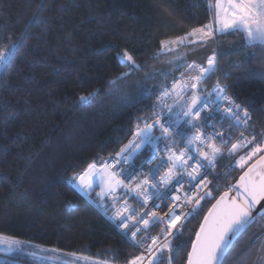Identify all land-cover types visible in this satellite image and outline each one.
Masks as SVG:
<instances>
[{"label":"trees","instance_id":"16d2710c","mask_svg":"<svg viewBox=\"0 0 264 264\" xmlns=\"http://www.w3.org/2000/svg\"><path fill=\"white\" fill-rule=\"evenodd\" d=\"M41 4L42 9L37 7ZM34 12L42 21L37 25L29 20ZM211 16L209 0H0V49L18 37L23 40L15 59L0 65V235L54 248L58 257L74 253L90 262L124 264L139 254L131 241H121L98 202L80 193L71 178L89 163L114 156L140 119L151 115L160 91L179 79L168 73L181 68L170 66L175 51L157 55L161 42L186 35ZM25 24L31 31L24 30ZM233 44L225 34L212 39L208 55L215 49L224 71L208 74L201 86L210 91L219 80L231 84L242 100L250 98L248 127L264 133V79H236L248 65L240 71L229 67L239 64L241 45H246ZM259 49L247 48L257 73L264 69V62H257L264 61ZM125 50L139 70L129 72L120 62ZM163 64L167 67L157 72ZM225 71L232 80L223 79ZM228 161L225 156L217 171ZM241 172L233 168L226 179L219 178L213 195L217 198ZM213 201H202V209L187 218L173 239L174 264L186 263L191 240ZM150 232L157 235L160 227ZM262 244L264 219L258 218L222 264H261ZM161 261L168 264L167 252Z\"/></svg>","mask_w":264,"mask_h":264},{"label":"snow or ice","instance_id":"6c2138e0","mask_svg":"<svg viewBox=\"0 0 264 264\" xmlns=\"http://www.w3.org/2000/svg\"><path fill=\"white\" fill-rule=\"evenodd\" d=\"M37 7L42 9L43 5ZM209 11L212 13L209 23L193 28L184 36L162 41L157 55L187 44H206L217 34L231 31L243 34L241 39L246 42L241 45L239 64H229L237 71L241 70V65H248L243 76L236 79L257 75L264 79V69L257 73L247 58L248 47L259 45V50L264 53V0H209ZM29 20L31 25L42 22L38 12H34ZM24 30L31 31L30 24H25ZM24 34L22 31L21 35ZM22 44L23 40L18 37L11 45L0 49V65L10 64ZM217 55L213 49L206 66L195 61L187 63L181 78L173 79L170 88L165 86L160 91L151 115L140 119L132 132V139L115 153L114 158L104 159L99 164L93 161L71 178L86 195H90L95 186L100 188L96 196L102 215L121 241L127 242L130 238L133 247L139 250L138 255L127 259L124 264H162L161 257L165 252L168 253V264H174L173 239L183 230L187 218L202 209V201L215 200V203L204 215L195 238L191 240L186 264H220L221 254L235 235L246 231L258 218L264 219V133L245 134L251 120L252 101L250 98L242 100L231 84H222L219 80L210 91L201 88L208 74L224 71L217 64ZM176 59L182 60L183 57L177 56ZM119 60L129 72L140 69L127 50ZM162 75L167 78L168 74ZM223 79L232 80L233 77L225 71ZM205 91L207 95H204ZM169 99L171 103H168ZM261 99L264 100V95ZM225 121L228 131L246 126L235 142H230L225 134ZM242 150L244 154L238 155ZM138 154L147 157V172L143 170V164L140 170L135 167ZM225 156L229 163L223 176L217 173L210 178L209 169L217 172L218 164ZM117 165L121 166L119 171ZM124 165L128 168L124 169ZM233 168L241 169L242 174L227 185L217 199L209 186L218 178L226 179ZM123 171L127 174L122 175ZM185 184L189 186L187 189ZM121 190L123 196L119 194ZM129 195L135 197L140 210L129 203ZM165 201L166 210L161 206ZM186 206H191L190 210H185ZM161 225L157 235H148ZM8 247L12 248L13 244ZM181 247L182 243L177 244L175 250L179 251ZM51 251L55 252V249ZM261 259L264 262V257ZM90 264H109V261L97 259Z\"/></svg>","mask_w":264,"mask_h":264},{"label":"rangeland","instance_id":"374dc122","mask_svg":"<svg viewBox=\"0 0 264 264\" xmlns=\"http://www.w3.org/2000/svg\"><path fill=\"white\" fill-rule=\"evenodd\" d=\"M223 34L226 35V38H229L231 41L235 42L233 46H237V44L242 43L241 36L243 34L241 35L239 33H234L231 31ZM198 44H189L191 45L190 48H186L183 50L180 49L179 51L175 50L174 55L168 60L169 62L170 61L172 62L170 65L171 67L179 68V65H181V68L176 72L174 69H169L168 73H173L174 77L180 79L181 73L185 72L187 63H191L195 61L198 64H203L206 66L207 58L208 56L211 55L208 54H209V48L212 45V40H209L206 44H200V45ZM201 54L206 56L204 60L201 59V57H199L201 56ZM177 56L183 57V59L177 60L176 59ZM164 65L165 64H163L161 68L157 70V72L159 73L162 72ZM164 67H167V65H165ZM153 77L154 79L157 80L160 79V76L158 74H155ZM171 102L172 101H170L169 103ZM99 191L100 188L98 186H95L91 193L96 194ZM14 242H18V243H14ZM9 244H13V247L9 248L8 247ZM52 249L54 248L33 244L22 239H16V238L0 235V263L28 264V262L18 260L19 258L30 260L31 263L34 262L32 264H85L86 262L87 263L90 262L89 260H85L83 257H79L67 253L62 254L61 257H58L56 256L58 255V251L55 249V252H53L51 251ZM261 264H264V262H262Z\"/></svg>","mask_w":264,"mask_h":264},{"label":"built area","instance_id":"2783aa9c","mask_svg":"<svg viewBox=\"0 0 264 264\" xmlns=\"http://www.w3.org/2000/svg\"><path fill=\"white\" fill-rule=\"evenodd\" d=\"M201 88L203 89L202 86H201ZM204 90H205V89H204ZM204 95H207V92H206V91L204 92ZM213 98H214V95H213ZM167 115H168V113H167V110H166V111H165V116H167ZM205 115H209V113H205ZM215 115L219 116L220 114H219V113H216ZM210 122H212V121H210ZM216 126L219 127V123H217ZM245 127H246V126H244V125H240V126H238V128L233 129V130H231V131H228V130H227V129H228V124H227L226 121L224 122L225 134H226V136L229 138L230 142H235V138L240 136V131H241L242 129H245ZM210 130H211V129H209V131H210ZM253 132H255V131H254L252 128H249L248 126L246 127V131H245V134H246V135H248V134H250V133H253ZM157 134H158V130H157ZM131 139H132V138H131ZM217 139H219V138H217ZM229 147H230V144H229ZM162 148H163V146L161 145V149H162ZM148 151H149V153L151 152L150 149H148ZM243 153H244V150H242L240 153H238V155L243 154ZM114 157H115V155H114V156H111L110 158L112 159V158H114ZM108 159H109V158H108ZM146 159H147V157H145L143 154H138L137 158L134 160V165H135V167L137 168V170H140L141 165L143 164V170H144L145 172H147L148 165L145 163V160H146ZM228 163H229V161L227 162L226 165H228ZM218 165H219V164H218ZM226 165H225V166H226ZM123 168H124V169H127V168H128V165H124ZM224 168H225V167H224ZM224 168L221 169V170H219V171H217V172H213L211 169H209V177L211 178L212 176H217V173L219 174V176H222ZM120 169H121V166H120V165H117L116 170L119 171ZM126 174H127L126 171H123V172H122V175H126ZM218 179H219V178H218ZM218 179L216 180L215 183H213V184H211V185L209 186L211 189H212L213 187L216 186V184L218 183ZM75 186L77 187V190H78L80 193L86 195L85 192H83V191L77 186V182H75ZM188 187H189V186H188L187 184L184 185V188H185V189H187ZM119 194H120L121 196H123V192H122V190H121V192H120ZM91 195L93 196V199L96 200V201L98 202V204H99V201H98V199H97L96 194L91 193ZM106 199H107V198H106ZM128 200H129V203L133 205V207L137 208V210H140V204L136 203V201H135V197H134L133 195H129ZM121 202H122V201H121ZM108 204H109V205L111 204V201H110V200H108ZM150 204H151V202H150ZM166 205H167V202H166V201H165V202H162V204H161V206L164 207L165 210H166ZM190 207H191V206H186V209H185V210H190ZM159 227H162V225L159 226ZM148 235H149V236H153V235H155V234L149 232ZM129 241H131L130 238H129ZM149 242H150V241H149ZM138 253H139V250H138Z\"/></svg>","mask_w":264,"mask_h":264},{"label":"water","instance_id":"95a60500","mask_svg":"<svg viewBox=\"0 0 264 264\" xmlns=\"http://www.w3.org/2000/svg\"><path fill=\"white\" fill-rule=\"evenodd\" d=\"M241 174H242V172H241ZM241 174H240V175H241ZM240 175H239V176H240ZM239 176L237 177V179L239 178ZM237 179H236V180H237ZM236 180H235V181H236ZM235 181H234V182H235ZM234 182H233V183H234ZM223 192H224V191H223ZM223 192H222V193H223ZM218 198H219V196L217 197V199H218ZM213 203H215V200L212 202V204H213ZM262 203H264V202H262ZM212 204L210 205V207L212 206ZM210 207H209V208H210ZM209 208H208V209H209ZM208 209H207V211H208ZM207 211H206L205 215L207 214ZM203 217H204V216H203ZM202 222H203V218H202L200 224H201ZM200 224H199V226H200ZM199 226H198L197 230L199 229ZM241 234H242V233H238V234H236L235 237L231 240V242L226 246V248L224 249V252L221 254V257H220V264H222V262H223L224 258L226 257L227 253L229 252V250L231 249V247L233 246V244L235 243V241L237 240V238H238ZM194 238H195V235H194ZM194 238H193V239H194ZM190 248H191V246H190ZM190 248H189V250H190ZM186 258H187V257H186ZM185 264H186V263H185Z\"/></svg>","mask_w":264,"mask_h":264},{"label":"crops","instance_id":"0c3cea01","mask_svg":"<svg viewBox=\"0 0 264 264\" xmlns=\"http://www.w3.org/2000/svg\"><path fill=\"white\" fill-rule=\"evenodd\" d=\"M241 35H242V34H241ZM239 38H240V37H239ZM242 43H244V44H245L246 42H245L244 40H242Z\"/></svg>","mask_w":264,"mask_h":264}]
</instances>
